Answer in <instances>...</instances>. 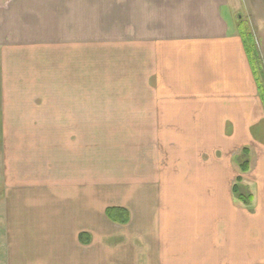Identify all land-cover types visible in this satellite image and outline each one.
<instances>
[{
    "label": "crops",
    "instance_id": "1",
    "mask_svg": "<svg viewBox=\"0 0 264 264\" xmlns=\"http://www.w3.org/2000/svg\"><path fill=\"white\" fill-rule=\"evenodd\" d=\"M241 8L264 40V0H0V264H264Z\"/></svg>",
    "mask_w": 264,
    "mask_h": 264
},
{
    "label": "trees",
    "instance_id": "2",
    "mask_svg": "<svg viewBox=\"0 0 264 264\" xmlns=\"http://www.w3.org/2000/svg\"><path fill=\"white\" fill-rule=\"evenodd\" d=\"M242 32H243V37L247 38L246 42L250 43V47L247 44V49L250 50L252 58L251 61L253 63L254 66V70H255V74L257 77V80L259 81V85H260V89H261V95L263 96L264 99V84L262 83V74L259 71L258 68V55H257V48L255 45V41H254V37L252 35V32H250L249 30H244L243 26H242ZM252 42V44H251ZM238 161H239V166L240 169L243 173L247 172L250 166V161H251V153L248 147H245L241 150V153L237 156ZM244 185L242 184V177L239 176L236 184L233 187V191L235 193V195L243 200L246 204H249L252 200L253 195L250 193L245 194L244 193ZM122 214V215H121ZM107 215L114 221H119L122 223H125L128 221V214L127 211L125 212L124 210L121 209H117V208H109L107 209Z\"/></svg>",
    "mask_w": 264,
    "mask_h": 264
},
{
    "label": "rangeland",
    "instance_id": "3",
    "mask_svg": "<svg viewBox=\"0 0 264 264\" xmlns=\"http://www.w3.org/2000/svg\"><path fill=\"white\" fill-rule=\"evenodd\" d=\"M236 19L239 25L243 26L244 30H249L252 32L254 37V41L260 53V58L258 57V68L262 74V83L264 84V40L260 37L258 30H256V26H254L253 16L250 15L249 11L246 8H241L236 14ZM1 234V233H0Z\"/></svg>",
    "mask_w": 264,
    "mask_h": 264
}]
</instances>
